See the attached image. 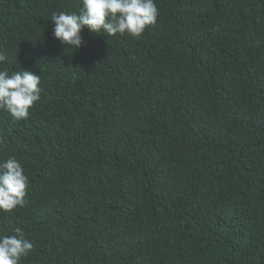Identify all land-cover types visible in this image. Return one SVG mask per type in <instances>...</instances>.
Returning <instances> with one entry per match:
<instances>
[{"label":"trees","instance_id":"obj_1","mask_svg":"<svg viewBox=\"0 0 264 264\" xmlns=\"http://www.w3.org/2000/svg\"><path fill=\"white\" fill-rule=\"evenodd\" d=\"M140 37H54L81 0H0V70L40 74L0 108V160L28 177L0 210L20 264H264V0H155Z\"/></svg>","mask_w":264,"mask_h":264},{"label":"clouds","instance_id":"obj_2","mask_svg":"<svg viewBox=\"0 0 264 264\" xmlns=\"http://www.w3.org/2000/svg\"><path fill=\"white\" fill-rule=\"evenodd\" d=\"M81 3L78 11H53L50 15L54 37L74 50L84 45L85 27L94 34L103 31L115 36L127 32L140 37L158 18L155 0H81ZM8 59L7 50L0 48V64ZM40 84V74L31 70L21 68L12 74L0 70V108L14 120L27 119L29 110L41 99ZM24 171L14 155L0 160V210L10 212L24 205L28 186ZM14 233L0 235V264H20L34 247L23 229L17 227Z\"/></svg>","mask_w":264,"mask_h":264}]
</instances>
